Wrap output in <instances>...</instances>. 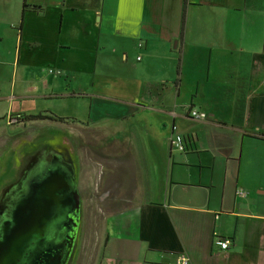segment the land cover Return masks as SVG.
<instances>
[{
  "label": "crops",
  "instance_id": "obj_1",
  "mask_svg": "<svg viewBox=\"0 0 264 264\" xmlns=\"http://www.w3.org/2000/svg\"><path fill=\"white\" fill-rule=\"evenodd\" d=\"M58 100L91 130L140 125L134 213L108 241L128 250L103 264H264V0H0V118Z\"/></svg>",
  "mask_w": 264,
  "mask_h": 264
},
{
  "label": "rangeland",
  "instance_id": "obj_2",
  "mask_svg": "<svg viewBox=\"0 0 264 264\" xmlns=\"http://www.w3.org/2000/svg\"><path fill=\"white\" fill-rule=\"evenodd\" d=\"M82 84L88 85L87 79H83ZM189 86L188 82L186 92ZM189 98L188 93L181 98L182 108H188ZM33 103L23 102L21 105L25 108L24 112L38 114L45 111L43 106L51 103L52 110L48 112L67 119H56L55 122L45 119L27 123L6 122L7 126L3 118H0V243L5 242L4 235L11 238L16 225L26 221V216L31 214L28 209L31 202L27 201L37 194L33 192L34 180H39L44 174L46 178L42 181L47 182V176L50 175L48 171L51 169L54 171L52 175L60 180L58 172L63 166L71 170L70 179H73L78 191L79 208L76 246L72 248L70 258H67L68 264H103V256L109 254V250L112 254L127 252V243L117 240L116 235L109 246L108 241L115 233L123 232L119 226L123 229L124 219L129 221L134 213L132 208L135 204L131 201L136 200V195L130 193L135 171L128 168L124 155L131 157L144 153L139 140V122L135 120L137 125H133V119L126 122L112 120L101 124L100 129L91 130L90 126L80 125L74 117L86 116L88 105L82 104L80 112L76 113L63 100ZM61 123L69 125L71 146L61 138L59 129L64 127ZM41 133L45 135L40 136ZM44 136L48 140H43ZM75 155L79 158L78 165L72 159ZM112 155L116 160L112 159ZM112 184L117 187L112 188ZM43 186L46 189V185ZM62 222V217H59L58 223ZM3 254L1 250L0 258Z\"/></svg>",
  "mask_w": 264,
  "mask_h": 264
},
{
  "label": "water",
  "instance_id": "obj_3",
  "mask_svg": "<svg viewBox=\"0 0 264 264\" xmlns=\"http://www.w3.org/2000/svg\"><path fill=\"white\" fill-rule=\"evenodd\" d=\"M48 172L47 182L42 181L46 178L44 174L38 181L34 180L33 186L36 187L33 192H37L38 196L36 194L27 201L31 202L28 208L31 214L26 216V221L16 225L11 238L4 235L5 242L0 243V251L3 250L5 254L1 255L0 264L66 262L79 221L78 191L73 179H70L71 170L62 166L58 175L63 180L56 179L52 169ZM43 185H46V189H43ZM58 186L62 189L61 197L57 194ZM59 217L63 219L62 224L58 223Z\"/></svg>",
  "mask_w": 264,
  "mask_h": 264
},
{
  "label": "built area",
  "instance_id": "obj_4",
  "mask_svg": "<svg viewBox=\"0 0 264 264\" xmlns=\"http://www.w3.org/2000/svg\"><path fill=\"white\" fill-rule=\"evenodd\" d=\"M50 73L57 72L58 74L61 73L60 70L55 71L54 69H49ZM193 115L196 118L199 119H204L207 118V114L204 112H198L194 111ZM12 122H17L18 123V118L17 116H14L13 118H10ZM172 144L179 150L183 151L185 149V143L183 140V137L181 135H177L172 139ZM237 193L242 196H246L247 192L244 189H238ZM216 244L220 246L222 249H228L231 245V239L229 238H217L216 239ZM178 264H189V259L187 256L182 255L180 259L178 260Z\"/></svg>",
  "mask_w": 264,
  "mask_h": 264
},
{
  "label": "trees",
  "instance_id": "obj_5",
  "mask_svg": "<svg viewBox=\"0 0 264 264\" xmlns=\"http://www.w3.org/2000/svg\"><path fill=\"white\" fill-rule=\"evenodd\" d=\"M27 7H31L29 5H27L26 3H24V10H26ZM32 8L34 9H39V6H32ZM180 69V68H179ZM18 118V123H25L28 121H32V120H38V119H47V118H51L52 120H65V118L63 117H57L56 115H51L48 116L47 114L44 113H38V114H29V115H25V114H19V115H15ZM255 135L257 133H254ZM258 136L263 137L264 138V134H259ZM76 158V156L74 157V159Z\"/></svg>",
  "mask_w": 264,
  "mask_h": 264
},
{
  "label": "flooded vegetation",
  "instance_id": "obj_6",
  "mask_svg": "<svg viewBox=\"0 0 264 264\" xmlns=\"http://www.w3.org/2000/svg\"><path fill=\"white\" fill-rule=\"evenodd\" d=\"M70 156V155H69ZM76 156V158L74 159V158H72L76 163H77V165H78V163H79V158H78V156L77 155H75ZM77 170H78V166H77ZM36 186H33V188H35ZM58 192H57V194H59L60 195V197H61V193H62V189H61V187L60 186H58V190H57ZM76 246V234H75V238H74V240H73V244H72V246H71V248H70V253L69 254H71L72 252H73V250H72V248L74 249V247ZM68 258H70V255L68 256ZM64 264H68V259L66 260V262L64 263Z\"/></svg>",
  "mask_w": 264,
  "mask_h": 264
}]
</instances>
